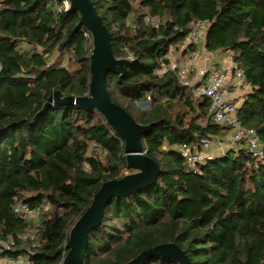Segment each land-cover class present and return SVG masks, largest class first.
<instances>
[{
  "label": "trees",
  "instance_id": "obj_1",
  "mask_svg": "<svg viewBox=\"0 0 264 264\" xmlns=\"http://www.w3.org/2000/svg\"><path fill=\"white\" fill-rule=\"evenodd\" d=\"M91 1L115 57L135 61L122 77L108 74L110 99L137 123H153L141 141L161 171L154 184L107 202L84 264H126L169 242L191 264H264V158L234 147L189 167L180 146L199 150L202 138L231 128L176 74L159 73L164 53L207 21L205 48L233 52L250 87L237 116L264 146V0ZM62 3L0 0V242L29 230L36 237V246L17 241L0 259L25 254L32 264H62L71 229L102 184L135 172L124 140L95 107L45 106L55 91L64 98L90 89L92 36L79 13L58 12ZM17 202L51 210L34 225L15 213ZM142 264L179 263L158 256Z\"/></svg>",
  "mask_w": 264,
  "mask_h": 264
},
{
  "label": "water",
  "instance_id": "obj_2",
  "mask_svg": "<svg viewBox=\"0 0 264 264\" xmlns=\"http://www.w3.org/2000/svg\"><path fill=\"white\" fill-rule=\"evenodd\" d=\"M70 9L79 13V24L92 36L93 48L90 53V89L84 96L60 97L55 91L45 106L50 103H77L85 107H95L105 117L107 123L124 140L127 168L135 172L121 179L106 181L95 194L91 205L76 221L66 243L67 253L62 264H84L89 245V233L103 220L107 202L114 198L126 197L139 189L154 184L160 174L159 164L143 151L142 136L147 135L153 123L142 125L130 113L114 103L107 90V76L114 73L122 77L135 61L117 59L111 46V36L101 16L91 0H67ZM38 117V116H37ZM36 117V118H37ZM172 259L179 264H191L185 252L175 243H164L141 252L126 264H142L152 257Z\"/></svg>",
  "mask_w": 264,
  "mask_h": 264
},
{
  "label": "built area",
  "instance_id": "obj_3",
  "mask_svg": "<svg viewBox=\"0 0 264 264\" xmlns=\"http://www.w3.org/2000/svg\"><path fill=\"white\" fill-rule=\"evenodd\" d=\"M58 12L63 9H69L70 3L62 0ZM150 22V17L145 18ZM158 22V19H156ZM208 30L207 21L194 22L186 37L178 44L173 45L164 53L160 60L159 73H174L181 81L182 85L192 89L196 97H205L210 101V114L213 120L223 126L231 128L228 142L234 147L244 148L254 158H264V146L254 129L245 128L240 123L237 111L238 104L234 102V88L240 85H246V76L242 68L233 60V52L227 51L231 58V64L227 67L224 64L216 67L211 74L206 70H198L195 66V59L200 54L202 47H205V36ZM85 36H91L88 31ZM131 59V57H130ZM1 70V65H0ZM230 79L234 84L229 83ZM149 102V98L147 99ZM223 144V143H222ZM214 146L213 139L204 137L201 139L199 150L194 149L191 145L184 144L179 147V151L189 167L195 168L204 162L207 158L206 153ZM15 213L23 220L30 224L40 223L46 216L51 207L44 204L40 207H30L27 203L17 202ZM30 240L36 246V237L31 231L10 237L8 241L0 242V252L9 251L16 247L17 241ZM28 253L33 254L31 248ZM0 264H32L31 260L25 254L0 259Z\"/></svg>",
  "mask_w": 264,
  "mask_h": 264
},
{
  "label": "crops",
  "instance_id": "obj_4",
  "mask_svg": "<svg viewBox=\"0 0 264 264\" xmlns=\"http://www.w3.org/2000/svg\"><path fill=\"white\" fill-rule=\"evenodd\" d=\"M221 64H224L226 65L227 67L230 66L231 64V58L229 57L227 51H224V50H218V51H215V52H210L208 51L204 46L202 47V49L200 50V54L198 55V57L195 59V66L198 70H206L207 73L211 74L213 72V70L218 67L219 65ZM229 83H232L234 84V80L230 79ZM236 93V94H235ZM242 93L241 92H233V98H234V101L240 105L242 100L245 98H242L241 101L237 100L239 98V96H241ZM230 135V133H229ZM228 135H225V136H219L218 138H215L217 140H219V144L220 146H223L222 144V141H224L225 138H227ZM222 144V145H221ZM215 146H213V148L210 150V151H214V150H217L214 148ZM222 148V147H221ZM208 151L206 153L209 154ZM224 152H221V153H217V155L215 156H221L223 155ZM207 157H213V156H209L207 155Z\"/></svg>",
  "mask_w": 264,
  "mask_h": 264
},
{
  "label": "rangeland",
  "instance_id": "obj_5",
  "mask_svg": "<svg viewBox=\"0 0 264 264\" xmlns=\"http://www.w3.org/2000/svg\"><path fill=\"white\" fill-rule=\"evenodd\" d=\"M241 92L242 93V95L241 96H239V98L237 99L238 101L240 100L241 101V99L242 98H244L245 97V95L247 94V93H249V91H250V87L247 85H240V86H237V87H235L234 88V92ZM236 94V93H235ZM235 102V101H234ZM236 103V102H235ZM231 132V131H230ZM229 138V134H228V136H227V138H225L224 139V141H222V143H223V146H220V144H219V140H217V139H213V141H214V148L215 149H217V150H214V151H210L209 152V154H207V155H209V156H215V155H217V153H221V152H225L226 150H228V149H230L232 146L230 145V143L228 142V139ZM222 145V144H221ZM222 147V148H221ZM213 148V147H212ZM211 150V149H210ZM206 155V156H207ZM34 225H36V224H34ZM31 233L32 234H34L35 235V232L32 230L31 231Z\"/></svg>",
  "mask_w": 264,
  "mask_h": 264
}]
</instances>
